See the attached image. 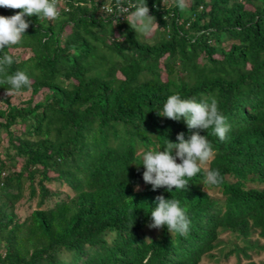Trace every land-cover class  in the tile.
Wrapping results in <instances>:
<instances>
[{
  "label": "trees",
  "instance_id": "16d2710c",
  "mask_svg": "<svg viewBox=\"0 0 264 264\" xmlns=\"http://www.w3.org/2000/svg\"><path fill=\"white\" fill-rule=\"evenodd\" d=\"M186 2L147 0L160 27L148 39L123 17L113 24L105 0H59L54 21L25 17V36L5 49L8 74L32 83L0 110V264H264L253 260L264 252V0ZM173 94L215 99L231 130L224 141L201 132L214 159L169 193L146 185L141 165L190 135L157 114ZM208 170L223 182L204 190ZM160 195L186 209L187 234L148 227ZM22 199L36 206L20 220Z\"/></svg>",
  "mask_w": 264,
  "mask_h": 264
},
{
  "label": "clouds",
  "instance_id": "9594fccd",
  "mask_svg": "<svg viewBox=\"0 0 264 264\" xmlns=\"http://www.w3.org/2000/svg\"><path fill=\"white\" fill-rule=\"evenodd\" d=\"M59 0H0V8L21 10L11 17L0 16V84L6 83V95L19 93L22 89L31 90L29 76L25 71L17 70L8 74V68L14 63L12 55L5 49L12 50L18 45L30 27L25 17L36 16L39 20L54 21L59 18ZM176 7L183 11L186 0H175ZM102 14L112 16V23L117 25L123 17L131 29L141 37L148 39L159 29L156 18L150 15L147 0H105ZM123 37H118L120 40ZM159 116L173 120H184L190 135L185 139L184 133L177 135L178 143L167 140L163 150L144 152L142 156L143 181L151 185L153 191L166 189L167 192L187 191L189 181L192 180L202 168L214 159L215 151L207 136L201 135L211 129L212 134L220 141L227 138L231 127L227 118L219 110L215 99L208 102H198L195 98L183 99L179 94L169 96L163 105ZM175 153V154H173ZM177 160L180 163H177ZM139 166V167H141ZM138 167V168H139ZM223 182L219 170H208L203 180L205 186H219ZM137 185L135 191H140ZM151 222L148 227L161 229L166 227L172 233L185 235L189 231L190 219L186 209L181 207L180 201L175 198L166 199L163 195L155 198V206L150 212Z\"/></svg>",
  "mask_w": 264,
  "mask_h": 264
},
{
  "label": "rangeland",
  "instance_id": "374dc122",
  "mask_svg": "<svg viewBox=\"0 0 264 264\" xmlns=\"http://www.w3.org/2000/svg\"><path fill=\"white\" fill-rule=\"evenodd\" d=\"M23 50H18L17 53H21ZM29 53V52H27ZM9 97L6 94H1L0 95V110L5 108V104L3 103L4 98ZM30 97V94H17V95H13L11 96V103L13 104H20L22 101L28 99ZM205 169H207V165L204 166ZM68 194H73L70 190L67 189ZM27 193V192H26ZM209 194H211L213 197H220V194L218 192L217 189H210ZM36 206V202H27L22 199L19 202V207L17 210V214L18 217L20 218V220H23L24 218H26L28 215H30L32 213V211L35 209ZM227 235L223 236V240H227ZM253 260L256 261L257 263H260L262 261H264V252H262L259 255H255L253 256ZM203 264H216L214 262H208L207 259L204 260ZM222 264H239L237 258L235 256H231L227 261H222Z\"/></svg>",
  "mask_w": 264,
  "mask_h": 264
}]
</instances>
